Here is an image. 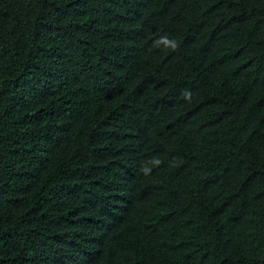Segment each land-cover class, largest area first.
I'll return each mask as SVG.
<instances>
[{
  "label": "trees",
  "instance_id": "16d2710c",
  "mask_svg": "<svg viewBox=\"0 0 264 264\" xmlns=\"http://www.w3.org/2000/svg\"><path fill=\"white\" fill-rule=\"evenodd\" d=\"M0 264H264V0H0Z\"/></svg>",
  "mask_w": 264,
  "mask_h": 264
},
{
  "label": "clouds",
  "instance_id": "9594fccd",
  "mask_svg": "<svg viewBox=\"0 0 264 264\" xmlns=\"http://www.w3.org/2000/svg\"><path fill=\"white\" fill-rule=\"evenodd\" d=\"M178 46V44L177 43H171V47L172 48H176ZM184 95H185V97H188L190 94L189 93H187V91L184 93ZM159 162V161H158Z\"/></svg>",
  "mask_w": 264,
  "mask_h": 264
}]
</instances>
